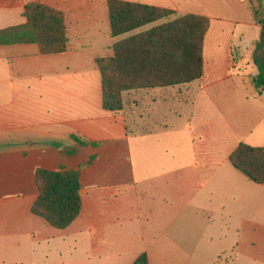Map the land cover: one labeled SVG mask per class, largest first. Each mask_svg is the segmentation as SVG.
Instances as JSON below:
<instances>
[{"label":"crops","instance_id":"0c3cea01","mask_svg":"<svg viewBox=\"0 0 264 264\" xmlns=\"http://www.w3.org/2000/svg\"><path fill=\"white\" fill-rule=\"evenodd\" d=\"M123 1L210 20L202 78L168 87V104L155 88L149 126L135 133L136 100L119 112L102 104L96 60L125 37L111 36L109 0H0V29L39 3L64 14L68 39L49 54L0 45V264H133L143 252L149 264H264V184L229 160L241 142L264 146L258 68L253 56L254 73L232 67L256 0ZM37 169L80 173V213L63 229L32 212Z\"/></svg>","mask_w":264,"mask_h":264},{"label":"trees","instance_id":"16d2710c","mask_svg":"<svg viewBox=\"0 0 264 264\" xmlns=\"http://www.w3.org/2000/svg\"><path fill=\"white\" fill-rule=\"evenodd\" d=\"M113 54L97 58L102 77V104L111 112L123 109L124 91L173 87L191 83L203 76V46L209 18L196 14L172 17L147 29L143 27L174 15L170 9L123 0L108 2ZM25 24L0 29V45L34 43L41 53H59L67 49L64 14L39 3L24 7ZM139 30L135 33H132ZM253 61L258 74L253 83L264 88V28L255 44ZM236 64V63H235ZM75 140L82 144L86 141ZM231 164L250 181L264 184V146L244 142L229 156ZM39 194L32 212L52 226L63 229L80 213L81 183L78 170H36ZM133 264H149L141 253Z\"/></svg>","mask_w":264,"mask_h":264},{"label":"rangeland","instance_id":"374dc122","mask_svg":"<svg viewBox=\"0 0 264 264\" xmlns=\"http://www.w3.org/2000/svg\"><path fill=\"white\" fill-rule=\"evenodd\" d=\"M250 14L251 17L249 19L245 20V27L244 28H240V29H236L235 31V36H234V48L232 51V67L236 68L237 67H241V68H249V70H253V73L256 70V67L254 66V64L252 63V56H253V39H257L258 36L261 33V29L262 27H264V8L261 7V4L259 2V0H256V4L253 2L250 5ZM221 14V13H220ZM223 14V12H222ZM225 14V13H224ZM176 15H172L171 17H167L164 18L158 22H155L153 24H149L146 27H144L143 29H147L155 24L158 23H162L164 21H167L169 19H171L172 17H175ZM180 16V15H179ZM242 58V61H239V58ZM236 63V64H235ZM250 65L248 67V65ZM253 77V74H250ZM251 78V77H250ZM184 85V84H181ZM180 86V85H177ZM175 87V86H173ZM248 87V86H247ZM161 92H160V98L162 99V97L167 98L166 103L168 104L169 100L168 97H171L173 95L176 94V91H174V89L177 88H168V87H162L160 88ZM152 91H156L155 88H147V89H139V90H129V91H124L121 94L122 97V101H123V109H125V105L128 104L131 100H136L134 101L133 106H137V113L141 118L134 119L133 122L129 123L131 130L135 133V132H142L143 130H145V128H148L149 125H146L142 122V120H146V118H144L143 116H146L148 114L149 109H151V105L147 104V107H143L146 102L150 101V98H152L153 96H155L156 98L159 97V95L156 96V93H153ZM259 94L262 95L264 93V88H260L258 89ZM249 95V93H248ZM220 101L221 99L218 98ZM240 99V97H239ZM227 100H229L228 98H226L225 100H223L224 102H226ZM144 102V103H143ZM221 104V102H219V105ZM162 111L165 112V108L162 109ZM246 112H248V114L251 115V113H253L251 108H248L246 110ZM148 116V115H147ZM223 259H227L230 254L228 255H223Z\"/></svg>","mask_w":264,"mask_h":264}]
</instances>
